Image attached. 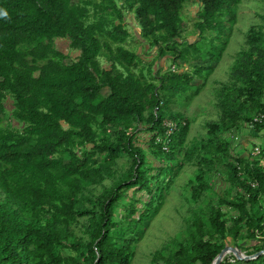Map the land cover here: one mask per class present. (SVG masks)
Here are the masks:
<instances>
[{
	"label": "trees",
	"instance_id": "trees-1",
	"mask_svg": "<svg viewBox=\"0 0 264 264\" xmlns=\"http://www.w3.org/2000/svg\"><path fill=\"white\" fill-rule=\"evenodd\" d=\"M188 1L0 0V264H134L153 231L167 237L150 264H212L229 238L246 255L264 250V139L257 155L233 147L245 128L264 135V0L263 22L214 82L218 117L189 139L193 120L179 105L204 89H193L204 67L162 73L143 63L126 47L125 21L133 14L160 58L219 59L210 46L232 32L242 0H199L201 37L218 33L205 48L181 41ZM169 121L178 124L170 136ZM174 185L183 193L168 235L155 220ZM222 264H264V254Z\"/></svg>",
	"mask_w": 264,
	"mask_h": 264
},
{
	"label": "rangeland",
	"instance_id": "rangeland-1",
	"mask_svg": "<svg viewBox=\"0 0 264 264\" xmlns=\"http://www.w3.org/2000/svg\"><path fill=\"white\" fill-rule=\"evenodd\" d=\"M260 0H242L238 14L237 21L233 27V30L228 31V33H224L221 35V38L216 39V43L211 45V40L216 38L218 33L216 31H207L201 37V32L196 27V23L198 22V12L201 9V4L199 0H190L186 3L184 9V32L183 39L185 43L195 44L197 42L203 41V48L209 47L213 52L211 57L217 55L216 57H220L219 59L212 60L210 57L202 58L198 60H192L189 63L184 62H175L171 56L159 57L157 48L152 47L145 40L141 39V28L139 27L137 21L135 20L133 14H127L126 16V25L131 32V37L128 39L126 43V47L131 50L136 51L141 55L143 63L146 62L154 65L155 69L161 70L162 73L174 70L175 71H188L194 72L196 67H204V77L196 76L193 82V89H196L197 86L205 84L204 89H202L201 93L198 96L186 98L185 96L181 98L179 107L183 110H187L188 114L191 116L193 123L190 129L189 138L197 135L199 127L203 124V120L208 118L210 113H212L216 119L218 117V111L215 108V93H214V82L224 81L228 78L232 65L234 64L235 57L237 53L241 50L243 41L245 39V33L248 28L255 23H262L263 20L257 13V7L261 8ZM226 26H230L228 22L229 17H226ZM225 43V47L222 50L223 43ZM57 47L64 51L65 53L71 54L72 56L67 60L70 62L75 59L78 55L75 51L70 48V42L67 39H58L56 41ZM221 48L217 50L214 48ZM102 64L107 67L108 63L101 59ZM142 66V63H141ZM213 68V69H210ZM205 82V83H204ZM9 109L12 108V102L9 101L7 103ZM264 135H253L252 132L245 128L241 133H237L233 147L235 151L242 150V148H246L243 152L244 155H248L249 152L253 154L254 146L261 144L263 142ZM149 137L146 133L142 134L141 142L143 144H147ZM255 155V154H253ZM150 158L154 161L155 165H159L160 163L155 160L151 154ZM264 165V160H263ZM188 168H184L177 176V183L181 184L184 182L186 178H188L186 174V170ZM226 184L221 182L218 184V191L221 193L225 190ZM173 196H170L165 206L159 212L157 220H155V226L164 225V230L168 235H173L176 230L177 222L173 218L177 214L175 212L176 205H178L177 198H174V195H181L183 193V188L174 185L172 188ZM165 215V218H163ZM148 225V222L145 223ZM155 227L151 228L154 230ZM156 231L148 233L142 240L139 242V247L137 250V255L134 264H150V253L153 252L157 247L161 246L164 238H156L154 235ZM158 233H160L158 231ZM227 245L236 246L234 241L229 238L227 240ZM230 254L228 256H232ZM234 256V255H233ZM233 261V260H232Z\"/></svg>",
	"mask_w": 264,
	"mask_h": 264
},
{
	"label": "water",
	"instance_id": "water-1",
	"mask_svg": "<svg viewBox=\"0 0 264 264\" xmlns=\"http://www.w3.org/2000/svg\"><path fill=\"white\" fill-rule=\"evenodd\" d=\"M230 254H233L238 260H252V259H255V258L259 257L260 255H263L264 254V250L259 252V253H257V254H255V255H246L238 247L226 245V247L216 257V259L213 261L212 264H222L224 259Z\"/></svg>",
	"mask_w": 264,
	"mask_h": 264
},
{
	"label": "built area",
	"instance_id": "built-area-1",
	"mask_svg": "<svg viewBox=\"0 0 264 264\" xmlns=\"http://www.w3.org/2000/svg\"><path fill=\"white\" fill-rule=\"evenodd\" d=\"M259 120H260V117L255 119V121H259ZM165 125L169 129L168 130V136H170L178 128V124L176 122H172V121L167 122ZM168 142H169V139L164 140L163 149L165 151L169 150ZM253 151H254L253 154L257 155V154L260 153V148L259 147H255V149Z\"/></svg>",
	"mask_w": 264,
	"mask_h": 264
},
{
	"label": "clouds",
	"instance_id": "clouds-1",
	"mask_svg": "<svg viewBox=\"0 0 264 264\" xmlns=\"http://www.w3.org/2000/svg\"><path fill=\"white\" fill-rule=\"evenodd\" d=\"M0 14H2V15H6V13H0Z\"/></svg>",
	"mask_w": 264,
	"mask_h": 264
}]
</instances>
